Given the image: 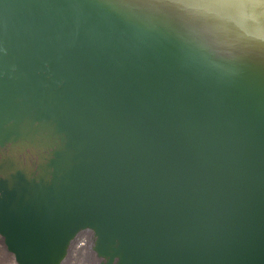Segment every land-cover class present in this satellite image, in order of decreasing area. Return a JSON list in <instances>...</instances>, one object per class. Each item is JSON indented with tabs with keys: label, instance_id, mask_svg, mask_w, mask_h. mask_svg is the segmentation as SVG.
I'll use <instances>...</instances> for the list:
<instances>
[{
	"label": "water",
	"instance_id": "95a60500",
	"mask_svg": "<svg viewBox=\"0 0 264 264\" xmlns=\"http://www.w3.org/2000/svg\"><path fill=\"white\" fill-rule=\"evenodd\" d=\"M264 264V0H0V237L16 264Z\"/></svg>",
	"mask_w": 264,
	"mask_h": 264
},
{
	"label": "rangeland",
	"instance_id": "374dc122",
	"mask_svg": "<svg viewBox=\"0 0 264 264\" xmlns=\"http://www.w3.org/2000/svg\"><path fill=\"white\" fill-rule=\"evenodd\" d=\"M0 243V264H6L8 258V252L3 244L2 238ZM90 246L92 247V237L90 239ZM2 246V248H1ZM72 247L70 246L69 252L63 261L62 264H99V260L95 258L94 253L92 252L91 248H88V251L82 250L78 251L77 253H71ZM10 256V254H9ZM12 256V255H11ZM13 257V256H12ZM14 259V258H13ZM15 261V260H14Z\"/></svg>",
	"mask_w": 264,
	"mask_h": 264
},
{
	"label": "bare ground",
	"instance_id": "6f19581e",
	"mask_svg": "<svg viewBox=\"0 0 264 264\" xmlns=\"http://www.w3.org/2000/svg\"><path fill=\"white\" fill-rule=\"evenodd\" d=\"M91 234L89 232H84L79 234L70 244L72 247L71 253H77L78 251L86 250L88 251V248H91L90 244V239H91ZM1 243V239H0ZM2 248V246H1ZM3 249V248H2ZM69 252V251H68ZM8 260L6 264H16L14 261L13 257L8 254Z\"/></svg>",
	"mask_w": 264,
	"mask_h": 264
}]
</instances>
